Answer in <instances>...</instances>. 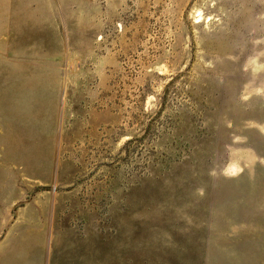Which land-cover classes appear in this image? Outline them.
<instances>
[{
	"label": "rangeland",
	"instance_id": "obj_1",
	"mask_svg": "<svg viewBox=\"0 0 264 264\" xmlns=\"http://www.w3.org/2000/svg\"><path fill=\"white\" fill-rule=\"evenodd\" d=\"M0 264H264V0H0Z\"/></svg>",
	"mask_w": 264,
	"mask_h": 264
}]
</instances>
